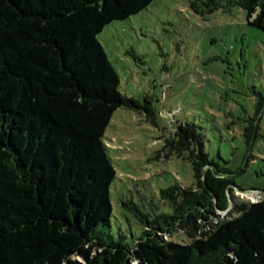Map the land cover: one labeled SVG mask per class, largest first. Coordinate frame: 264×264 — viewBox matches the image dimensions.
I'll use <instances>...</instances> for the list:
<instances>
[{
  "label": "trees",
  "instance_id": "1",
  "mask_svg": "<svg viewBox=\"0 0 264 264\" xmlns=\"http://www.w3.org/2000/svg\"><path fill=\"white\" fill-rule=\"evenodd\" d=\"M153 1L0 0V264H264V197L236 201L232 171L210 158L194 123L181 124L164 145L192 163L194 187L162 189L173 213L153 220L124 203L146 229L133 244L114 234L117 172L106 131L118 109L144 104L120 92L98 36ZM196 2L199 14V6L210 14L239 7L264 31V0ZM253 95L249 147L264 115V95ZM229 193L236 215L198 236L229 210ZM176 228L190 242L165 238Z\"/></svg>",
  "mask_w": 264,
  "mask_h": 264
},
{
  "label": "rangeland",
  "instance_id": "2",
  "mask_svg": "<svg viewBox=\"0 0 264 264\" xmlns=\"http://www.w3.org/2000/svg\"><path fill=\"white\" fill-rule=\"evenodd\" d=\"M196 4L154 0L141 13L106 26L98 36L119 74L120 92L144 104L139 110L118 109L105 136L117 172L111 188L113 231L130 244L146 228L124 203L153 220L173 213L161 199L162 189L196 183L192 163L164 151L181 124L202 127L205 151L232 171L240 190L264 192V115L255 123L258 135L250 147L244 136L256 114L253 90L264 95V31L249 25L239 7L225 11L219 6L210 14L211 7L199 6V14ZM262 192L234 194L238 202H257ZM234 207L233 202L229 210L217 212L213 223L197 235L235 216ZM163 235L178 243L191 240L179 228L171 236Z\"/></svg>",
  "mask_w": 264,
  "mask_h": 264
},
{
  "label": "water",
  "instance_id": "3",
  "mask_svg": "<svg viewBox=\"0 0 264 264\" xmlns=\"http://www.w3.org/2000/svg\"><path fill=\"white\" fill-rule=\"evenodd\" d=\"M236 190L237 191H239L240 193H242V194H246V195H249V196H252V195H254V194H256V193H260V191H257V190H249V191H243V190H240V189H238V188H236ZM229 197H230V202H231V206L233 205V201H232V199H231V194L229 193ZM230 206V207H231ZM220 212H222V211H220ZM225 212V211H224Z\"/></svg>",
  "mask_w": 264,
  "mask_h": 264
}]
</instances>
